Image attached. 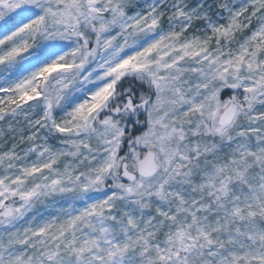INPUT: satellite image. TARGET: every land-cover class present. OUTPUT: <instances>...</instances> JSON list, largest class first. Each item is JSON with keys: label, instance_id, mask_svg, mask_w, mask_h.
Segmentation results:
<instances>
[{"label": "snow or ice", "instance_id": "snow-or-ice-1", "mask_svg": "<svg viewBox=\"0 0 264 264\" xmlns=\"http://www.w3.org/2000/svg\"><path fill=\"white\" fill-rule=\"evenodd\" d=\"M0 264H264V0H0Z\"/></svg>", "mask_w": 264, "mask_h": 264}]
</instances>
